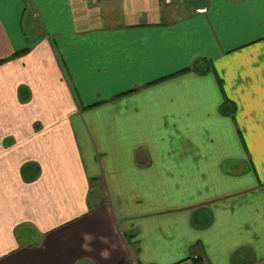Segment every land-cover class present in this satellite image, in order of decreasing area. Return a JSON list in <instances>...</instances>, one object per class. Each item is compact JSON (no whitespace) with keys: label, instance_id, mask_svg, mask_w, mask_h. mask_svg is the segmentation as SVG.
I'll return each mask as SVG.
<instances>
[{"label":"crops","instance_id":"crops-1","mask_svg":"<svg viewBox=\"0 0 264 264\" xmlns=\"http://www.w3.org/2000/svg\"><path fill=\"white\" fill-rule=\"evenodd\" d=\"M0 60V264H264V0H0Z\"/></svg>","mask_w":264,"mask_h":264},{"label":"rangeland","instance_id":"rangeland-1","mask_svg":"<svg viewBox=\"0 0 264 264\" xmlns=\"http://www.w3.org/2000/svg\"><path fill=\"white\" fill-rule=\"evenodd\" d=\"M184 133H176L175 131H167L165 132L163 142L161 143V148L158 149V155L164 156V157H172V156H192V155H207L209 154L208 149L205 148L208 134L205 132L196 133L194 134L196 142L201 143L198 146L195 147H188V141L183 139ZM226 135V133H224ZM245 135V134H244ZM189 138V137H188ZM180 148V149H178ZM135 154H139L141 151V148H135ZM93 152L98 155V153L95 151V149L90 148L89 145L83 146V156L90 158L93 157ZM94 154V155H95ZM96 157V156H95ZM141 188H138V192L133 191L127 199H124V203L127 207H129L133 212L140 213L142 210L143 204H149L150 206H154L156 208V204L158 203H164V205H175L179 204L180 202H185V200H180V196L177 193V197L174 196L171 192H166L164 199L159 198L155 201H150L151 197H149L147 200L142 199V196L140 195ZM184 196V195H182ZM186 197V196H184ZM192 196H187L186 198H191ZM152 204V205H151ZM236 260H233L232 262H235Z\"/></svg>","mask_w":264,"mask_h":264},{"label":"trees","instance_id":"trees-1","mask_svg":"<svg viewBox=\"0 0 264 264\" xmlns=\"http://www.w3.org/2000/svg\"><path fill=\"white\" fill-rule=\"evenodd\" d=\"M0 62H3V61L0 60ZM194 69L199 70V69H201V67L194 66ZM228 104L229 103H227V101H226V103H224V113H228V114L232 115L233 114V108L232 107L229 108L231 105L228 107ZM37 172H38V168H37V165L34 163H27L26 167H24L22 170L23 176L26 179L36 176Z\"/></svg>","mask_w":264,"mask_h":264},{"label":"built area","instance_id":"built-area-1","mask_svg":"<svg viewBox=\"0 0 264 264\" xmlns=\"http://www.w3.org/2000/svg\"><path fill=\"white\" fill-rule=\"evenodd\" d=\"M87 1L102 2V1H105V0H87ZM163 1L166 2V3H171L173 0H163Z\"/></svg>","mask_w":264,"mask_h":264}]
</instances>
